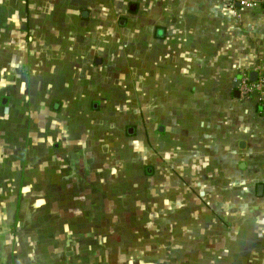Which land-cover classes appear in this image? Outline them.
I'll return each mask as SVG.
<instances>
[{
  "label": "crops",
  "instance_id": "crops-1",
  "mask_svg": "<svg viewBox=\"0 0 264 264\" xmlns=\"http://www.w3.org/2000/svg\"><path fill=\"white\" fill-rule=\"evenodd\" d=\"M262 1L0 0V264H264Z\"/></svg>",
  "mask_w": 264,
  "mask_h": 264
},
{
  "label": "rangeland",
  "instance_id": "rangeland-1",
  "mask_svg": "<svg viewBox=\"0 0 264 264\" xmlns=\"http://www.w3.org/2000/svg\"><path fill=\"white\" fill-rule=\"evenodd\" d=\"M116 192H118V188H116ZM126 208H123L122 209V212H125L124 210H125ZM90 210V209H89ZM138 211H141V212H143V211H145V210H139L138 209ZM132 213L130 214L131 215V221H133L134 223H135V220H136V218H139L140 217V215H139V213L136 211V210H132L131 211ZM130 213V212H129ZM121 215H122V213H121ZM134 217H133V216ZM123 216V215H122ZM99 220L97 219V223H99L98 222ZM102 222V221H101ZM101 222L98 224V225H101ZM116 222V223H115ZM159 222H162V221H159ZM159 222H158V224H159ZM139 223V222H138ZM143 225H144V227L146 228V229H144L145 231H146V233L145 234H148L147 236L149 237V235L150 236H155V235H153V234H151L150 232H149V228L148 227H152L153 228V226H149L150 224H152L153 223V221H152V223H150V218L149 217H145L144 219H143ZM78 224H80L79 222H78ZM128 224V220H126V218H123V219H121L120 221H118L117 222V218L116 219H108V221H107V226H109V227H117L118 225H121V226H125V225H127ZM162 225H164V221H163V223H162ZM136 227V226H135ZM139 236H144V235H140V234H138ZM131 236H132V238L134 237V233L132 234V233H130V234H110V240H111V238H113V237H115L117 240H116V242L115 241H113V240H111V243L113 244V243H117V241H120V240H122L123 242H127V241H129L130 239H131ZM146 236V237H147ZM147 237V238H148ZM159 239H158V241H157V243H155L156 245H162L163 247H164V244H165V235L163 234V235H160L159 237H158ZM153 240V239H152ZM147 241H149V240H147ZM143 243H145V244H147V245H145V246H143V248H147V250H142L140 253L139 252H137L136 253V256L138 257H140L141 259H142V262H144L145 260H149V261H153V262H155V263H158L157 261L158 260H160L159 259V256H162V257H164V253H165V250H162V251H160V250H154V249H148V247L151 245V246H156L155 244H149V242H143ZM89 250H91V249H89ZM92 251V250H91ZM126 251V250H125ZM80 254L77 256V259H79L80 260V263L79 264H91V261H95V258H96V256H92V255H88V251L85 249V250H81V251H78ZM86 253H87V255H86ZM105 255V254H104ZM125 257H126V262L127 261H129L130 259H132V256L134 255L133 254V252L132 251H128V253L126 254V252H125ZM154 256H157L156 258L158 259H154L153 257ZM99 259V258H98ZM66 261H67V264H69L68 263V261L70 262V261H72V260H70V258L69 257H67L66 258ZM160 261H162V260H160ZM164 261V260H163ZM162 261V262H163ZM99 262H100V264L102 263V264H106L105 263V261H103V260H99Z\"/></svg>",
  "mask_w": 264,
  "mask_h": 264
},
{
  "label": "built area",
  "instance_id": "built-area-1",
  "mask_svg": "<svg viewBox=\"0 0 264 264\" xmlns=\"http://www.w3.org/2000/svg\"><path fill=\"white\" fill-rule=\"evenodd\" d=\"M228 4L234 12H237L239 8H258L262 5V0H227ZM241 97H249L253 94H261L260 106L261 112L264 116V73L261 74V78H257V81L251 80L249 73L243 74L238 87Z\"/></svg>",
  "mask_w": 264,
  "mask_h": 264
},
{
  "label": "water",
  "instance_id": "water-1",
  "mask_svg": "<svg viewBox=\"0 0 264 264\" xmlns=\"http://www.w3.org/2000/svg\"><path fill=\"white\" fill-rule=\"evenodd\" d=\"M83 16H86V13L83 14ZM257 78H258V74L257 73H251V80L252 81H257Z\"/></svg>",
  "mask_w": 264,
  "mask_h": 264
}]
</instances>
